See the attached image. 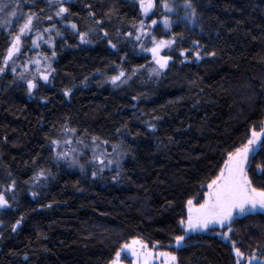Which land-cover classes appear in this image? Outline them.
Wrapping results in <instances>:
<instances>
[{"label": "trees", "instance_id": "obj_1", "mask_svg": "<svg viewBox=\"0 0 264 264\" xmlns=\"http://www.w3.org/2000/svg\"><path fill=\"white\" fill-rule=\"evenodd\" d=\"M25 1L46 18L48 0ZM167 2L175 11L162 13L161 6V13L171 19L176 43L158 79L143 73L119 87L109 81L119 68L147 61L128 42L140 20L133 0H70L67 25L56 26L63 31L50 83L29 94L10 71L0 76V167L9 173L0 175V192L11 204L0 209V264H111L132 238L173 252L178 264H236L232 242L245 255L264 257V212L237 219L231 241L210 231L186 238L185 248L174 245L186 201L206 191L201 185L218 174L226 152L264 123V0H192L195 23L184 19L186 0ZM87 27L98 35L83 47L78 32ZM165 30L154 31L162 37ZM9 41L0 30V54ZM65 125L118 147L121 166L93 177L59 163L51 140ZM254 161L264 164V148ZM249 176L264 185L255 168Z\"/></svg>", "mask_w": 264, "mask_h": 264}, {"label": "snow or ice", "instance_id": "obj_2", "mask_svg": "<svg viewBox=\"0 0 264 264\" xmlns=\"http://www.w3.org/2000/svg\"><path fill=\"white\" fill-rule=\"evenodd\" d=\"M70 0H48L49 5H58L55 11V16L61 19L69 14V8L65 4L69 3ZM34 6V5H33ZM161 6L167 11H174L173 7L167 2V0H161ZM90 8L91 5H88ZM156 7V0H140V8L145 17H148L149 13ZM186 21L192 23L196 22L197 11L192 3V0H186L184 5ZM90 15H95L90 13ZM38 18V14L29 11L28 13L23 12L21 0H0V30H6V34L10 37L9 45L5 52L0 54V76H4L7 72L13 73L17 79L23 80L27 84L29 94L35 91L38 87V80L44 82L49 81V77L55 71L52 68L51 59H54L57 55L55 50L52 51L51 57L44 55L43 60L36 58H28L27 61L21 65L16 63L17 60H23L26 56L29 48L25 47V40L30 41L32 47L39 48L40 41L43 40V34L36 30L35 21ZM48 20H52V16L46 17ZM100 22L97 21V24ZM157 20L152 19L150 25L147 27L151 28L157 25ZM163 25L165 28H171L172 21L165 15L163 17ZM71 29L76 30L77 25L75 23L70 24ZM136 28L137 34L135 40L140 41L142 37L147 36L148 33L145 31V24L143 20L140 21L139 26ZM52 28L45 29L46 32L51 33ZM57 35L60 32L57 31ZM33 35L35 38L33 39ZM79 39L82 43H90L91 41L86 39L88 33L78 32ZM107 36V32L104 33ZM132 32H128L127 36L131 37ZM49 44L53 49L55 44L52 39L43 41ZM111 44V41H109ZM175 43V39L157 40L155 36L151 37V47H145L141 44V49L144 52L151 54L152 61L157 66L152 69L153 73L158 74L161 70L167 69L169 61L172 59L171 55H161L164 49L171 48ZM198 43V42H196ZM111 47L115 48V44H111ZM182 56H186V52H181ZM210 55H215L211 53ZM197 60L201 59L200 53H195ZM44 63L45 67L42 69L41 64ZM36 65L35 74L26 75L31 73V65ZM22 67L23 71L17 72V68ZM135 70H133V75ZM126 73L120 71L117 75L109 77V81L113 86L119 87L122 83H127L125 79ZM130 78V77H129ZM15 82V81H13ZM65 96L71 95V90L66 89L64 92ZM135 99V98H134ZM150 130L155 131V125H149ZM119 131V129L117 130ZM76 129L68 128L64 126V138L51 140V146L55 151V157L58 161H66L69 167L79 166L81 171L84 170V164L80 163V157L84 155V152L78 151L76 148L68 147L62 148L63 145H72L73 140L70 136H76ZM264 139V127L259 131L255 128L251 130L250 138L247 142L234 150L226 152V159L223 163V167L219 169L218 174L214 178L210 179L206 184H202L201 188H205L199 197H193L186 201V215L179 220V226L182 231V235L174 237V245L177 249L187 247L184 243L186 238L192 239L193 234H201L205 232L215 233L217 228H227V232L220 233L223 239H228L229 234L233 231V223L240 218L248 215L264 212V185L256 187L253 185L252 179L249 176V171L255 168L258 174H264V164H255L254 157L259 154L260 148L254 147ZM99 137L91 138L92 155L87 161L88 163H98L100 171H103L104 167L114 163L113 160H108L107 165L105 164V157L110 155L106 151L97 153V149L100 147V143L107 145V140L97 143ZM76 144L83 145L84 148H88L89 145L84 143L81 138L76 139ZM264 148V144L260 145ZM114 150L116 146H113ZM253 158V159H250ZM97 175L96 171L92 172V176ZM40 177L45 176L44 170L39 173ZM15 188V181L12 182L10 189ZM33 196L36 193H32ZM11 204L6 198L4 192H0V209L10 208ZM22 219V218H21ZM20 221H17L12 227V231H15L19 227ZM2 235V233H0ZM159 247V245H154ZM234 253L236 257V264H241L242 260L247 259V264H253L256 261L255 255L251 257H245V254L240 248L235 246V242H232ZM127 249L133 257L136 259V264H155V260L158 258L160 264H178V257L171 251H153L149 248L148 244L141 240L134 239L131 244H125L115 253V257L111 264H121V252ZM25 259H27L25 257ZM256 264H259L256 261Z\"/></svg>", "mask_w": 264, "mask_h": 264}, {"label": "rangeland", "instance_id": "obj_3", "mask_svg": "<svg viewBox=\"0 0 264 264\" xmlns=\"http://www.w3.org/2000/svg\"><path fill=\"white\" fill-rule=\"evenodd\" d=\"M133 1L138 5V7L140 9V20L137 22L136 26L138 27L140 21L143 20V22L145 24V31L148 33V35L142 37L140 41H136L135 40V35L137 34V31H136V28L134 27V31L132 32L133 35L128 38V42H129V45L136 50V54L147 57V61L145 63H143L142 65H140V66H134V67H131L130 69H124V68L121 67V68H119V70L114 75H117L120 71H124L126 73L125 79H127V81L131 80L136 75L143 74V73L146 74L149 78L158 79L161 76V74L166 69L161 70L158 74L153 73L152 69L156 68L157 66L152 61L151 54L148 53V52L142 51L140 46H141V44H143L145 47H151L152 46L151 45V37L152 36H155L157 40H160V39L170 40V39H173V38L175 39V36L173 34L171 35L170 33H168V31H169L168 29L169 28H166L165 33H164L165 36H162V37L157 36L155 31H154L155 28H157L158 25H163V17L164 16H163L162 13H165L167 11L162 7V13H161V3H159L158 0H156V7L152 10V12L149 13L148 17H145L143 15V12H142L141 8H140V0H133ZM25 2H26L25 0H21L23 12H25V13H28L29 11L33 12L32 10H30L28 8V6L26 5L27 3H25ZM50 7L51 8L47 12L46 17L52 16L53 19L52 20H48L47 18H44L43 20H40L39 18H37V20L35 21V27H36V30L40 31L43 35L46 34L48 37H51L52 39L54 38L53 39V43L56 45L55 39H57L59 36L61 37L62 31H63V27L62 26H61V31L58 30V28H56L57 23L61 21L62 25H67L65 23L66 21H64V20H65V18L67 17L68 14H66V17L64 19H61V18L55 16V11H56V8L58 7V5H50ZM174 11H172V12H174ZM152 19H156L158 23H157L156 26L149 28L147 26L150 25ZM47 21L49 22V25H47ZM48 28H52L53 29L51 33H48V32L45 31V29H48ZM57 31L60 32V35L56 34ZM80 32L88 33V36L86 37V39L91 41L90 43H82L80 41V39H79V36H78L77 41H78V44L80 46L89 47V46H93L95 44V42L92 41V37H93V35H98L97 29L91 28V27H87L86 30L80 31ZM44 40H47V39H44V37H43V40L40 41V47L39 48L34 47V49L36 50L34 56H28V54L26 53L25 58L23 60H17L16 63L18 65H21V64L25 63L28 58H32V59L39 58V59L43 60V56L44 55H47V56L51 57V53H52V51L54 49L52 47H50L49 44L44 43L43 42ZM175 43H176V41H175ZM175 43L171 46V48L164 49L163 52L161 53V55H164V54L171 55V53L173 52V50L175 48ZM26 44H27V40H25V47H26ZM61 49H63V46H61ZM171 61H172V59L169 61V63ZM49 62L52 65V59ZM44 67H45V64L42 63L41 64V68L43 69ZM35 68H36V65H34V64L31 65V73H26V75L35 74ZM133 70H135V74L134 75H133ZM21 71H23V68L22 67H18L17 68V72H21ZM53 75H54V72L49 77V81L47 83H45L42 80H38L37 83L39 84V82H42L44 84H48V83H50ZM21 81L24 82V84H26L25 81H23V80H21ZM124 84H126V83H122L120 85H124ZM26 86H27V84H26ZM262 127H264V123L262 124L261 128ZM68 128H70V127H68ZM260 129H257V131H259ZM63 138H64V127H63V134L61 135L60 139L62 140ZM69 138L73 140V144L72 145H63L62 144V148L72 147V148H76L78 151L84 152V155L80 157V163L84 164V166H85L84 170L82 172L90 171V170L91 171H99L101 166L98 163L94 164V163H88L87 162L91 158V155H92V145H91V138L92 137L87 139V138L84 137V135L76 133V136H70ZM77 138L83 139L84 143L88 144L89 147L88 148H84L83 145L76 144V139ZM100 142H101V140L97 141V143H100ZM261 142H260V144L254 146V147L260 148ZM55 151L56 150L53 149V158L55 160H57L56 157H55ZM104 151H106L107 153L110 154V155H108L107 157L104 158L105 159V164L107 165L108 160H113L114 163H112L111 165H108L107 167H104L103 171L111 170L112 168L118 169L121 166L120 153L118 154L119 148L116 147L115 150H114L113 145H111V147H109L108 144L105 145V144L100 143V147L97 149V153L99 154L100 152H104ZM1 161H2V155L0 153V165H1ZM59 163L65 164L68 168H72L74 170L81 171L79 166L69 167L66 161H59ZM2 174L3 173H2L1 168H0L1 177H2ZM5 177H7V176H5ZM3 192H6V190H4ZM5 196H6L7 199L9 198L8 195H7V192L5 193ZM9 203H10V201H9ZM216 231H218L217 235L219 237H221L220 233L227 232V228L225 230L217 228ZM230 234H229L228 239H225V240L231 241V235ZM134 239H138V240H141L144 243H146L141 238H132L128 242H126L125 244H131V241L134 240ZM125 244H123V245H125ZM149 248L152 249L153 251H157V252L158 251H167V250H159V249H156L155 247H149ZM253 255H255L256 261H258L260 264H264V257H261V256H259L256 253L251 254V255H245V257L247 258V257H251ZM128 259H130V260L128 261ZM256 261H254L253 264H255ZM121 264H136L135 257H133L131 255V253L127 249H125L123 252H121ZM155 264H160L158 258L155 260ZM241 264H247V259L242 260Z\"/></svg>", "mask_w": 264, "mask_h": 264}, {"label": "bare ground", "instance_id": "obj_4", "mask_svg": "<svg viewBox=\"0 0 264 264\" xmlns=\"http://www.w3.org/2000/svg\"><path fill=\"white\" fill-rule=\"evenodd\" d=\"M1 168V171H2V173L5 175V176H7L9 173L7 172V171H5L2 167H0Z\"/></svg>", "mask_w": 264, "mask_h": 264}]
</instances>
